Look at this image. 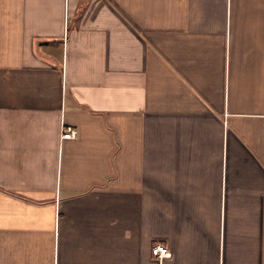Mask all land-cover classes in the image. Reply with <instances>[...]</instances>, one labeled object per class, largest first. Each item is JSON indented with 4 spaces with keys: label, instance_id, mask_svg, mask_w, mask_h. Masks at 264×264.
I'll use <instances>...</instances> for the list:
<instances>
[{
    "label": "crops",
    "instance_id": "1",
    "mask_svg": "<svg viewBox=\"0 0 264 264\" xmlns=\"http://www.w3.org/2000/svg\"><path fill=\"white\" fill-rule=\"evenodd\" d=\"M0 264H264V0H0Z\"/></svg>",
    "mask_w": 264,
    "mask_h": 264
},
{
    "label": "built area",
    "instance_id": "2",
    "mask_svg": "<svg viewBox=\"0 0 264 264\" xmlns=\"http://www.w3.org/2000/svg\"><path fill=\"white\" fill-rule=\"evenodd\" d=\"M76 133H77V130L75 127L71 125L63 124L62 134H61L62 137H65V138L75 137ZM151 252L153 255L157 256L158 258H161L169 254V249L166 246V244L155 243L151 247Z\"/></svg>",
    "mask_w": 264,
    "mask_h": 264
}]
</instances>
